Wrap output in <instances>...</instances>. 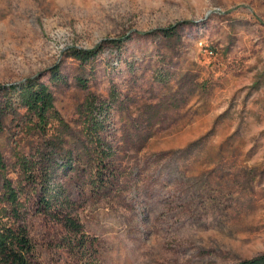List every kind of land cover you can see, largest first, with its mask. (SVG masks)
I'll return each instance as SVG.
<instances>
[{
	"label": "rangeland",
	"instance_id": "rangeland-1",
	"mask_svg": "<svg viewBox=\"0 0 264 264\" xmlns=\"http://www.w3.org/2000/svg\"><path fill=\"white\" fill-rule=\"evenodd\" d=\"M28 79L44 130L4 94ZM0 89V207L10 184L40 264L264 255V0H0Z\"/></svg>",
	"mask_w": 264,
	"mask_h": 264
},
{
	"label": "trees",
	"instance_id": "trees-1",
	"mask_svg": "<svg viewBox=\"0 0 264 264\" xmlns=\"http://www.w3.org/2000/svg\"><path fill=\"white\" fill-rule=\"evenodd\" d=\"M175 27L167 29H159L156 33L162 34L164 37H170ZM73 58L85 64L90 58H93V51L72 50ZM52 80H56L57 76L52 75ZM2 90V89H0ZM4 94L16 93V106L22 108L25 112L34 118L33 126L36 130H44L50 118L58 117L54 109V98L48 87L37 79H28L18 86H10L4 89ZM94 100L89 102V110H92ZM12 108V99L7 97L5 109ZM8 110V109H7ZM93 111V110H92ZM3 113V111H0ZM0 118V130H1ZM99 127L97 121H92L91 130L95 131ZM25 166L27 162L23 161ZM27 168V167H25ZM29 175V173H27ZM43 198L41 205L44 210H48L51 199L47 198L48 190L43 187ZM18 192L10 184L5 185L4 199L10 206L9 210L0 207V264H40L35 247L31 241L28 231L23 224V217L20 213V201ZM64 226L72 233H79L80 227L78 223L67 219ZM237 264H264V255L258 256L251 260L240 261Z\"/></svg>",
	"mask_w": 264,
	"mask_h": 264
}]
</instances>
